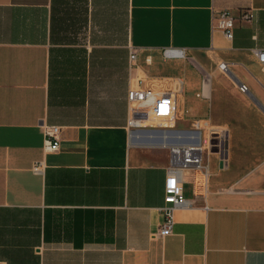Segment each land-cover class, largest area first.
Returning a JSON list of instances; mask_svg holds the SVG:
<instances>
[{
  "label": "crops",
  "instance_id": "crops-1",
  "mask_svg": "<svg viewBox=\"0 0 264 264\" xmlns=\"http://www.w3.org/2000/svg\"><path fill=\"white\" fill-rule=\"evenodd\" d=\"M224 9L230 39L213 23ZM130 47L140 72L180 79L175 128L225 137L224 161L203 153L206 180L184 173L167 235L170 155L129 122ZM255 49L264 0H0V264H264ZM41 123L60 126L57 150H44Z\"/></svg>",
  "mask_w": 264,
  "mask_h": 264
},
{
  "label": "built area",
  "instance_id": "built-area-1",
  "mask_svg": "<svg viewBox=\"0 0 264 264\" xmlns=\"http://www.w3.org/2000/svg\"><path fill=\"white\" fill-rule=\"evenodd\" d=\"M251 14L245 10L240 19H248ZM235 17L227 9L213 12L214 27L221 30L227 38L233 37ZM164 56L186 57L182 48L163 50ZM255 55L264 67V49H255ZM150 62V56L145 58ZM129 87L127 92L129 122L140 129L139 137L157 143L169 150L170 162L164 180V205L161 207L163 222L159 229L160 235H167L173 223L174 210L186 203L182 183L184 173L190 169H200L206 180L208 170L203 164V153L213 147L220 153V159L225 160L223 150L225 137L222 131H207L200 129V124L194 122V127L177 129L173 126L176 118V97L182 91L180 79L175 77H150L140 72L138 51L130 47L129 51ZM222 71L228 68L225 62L219 63ZM242 92H247V85L239 84ZM170 122V125H168ZM149 123V125H147ZM151 123H156L153 125ZM44 139V150H57L59 147L60 126L41 123ZM43 162L34 164L33 170L40 171Z\"/></svg>",
  "mask_w": 264,
  "mask_h": 264
},
{
  "label": "rangeland",
  "instance_id": "rangeland-1",
  "mask_svg": "<svg viewBox=\"0 0 264 264\" xmlns=\"http://www.w3.org/2000/svg\"><path fill=\"white\" fill-rule=\"evenodd\" d=\"M151 124H153V125H156V123H151ZM147 125H149V123H148ZM168 125H170V122H169V124H168Z\"/></svg>",
  "mask_w": 264,
  "mask_h": 264
}]
</instances>
